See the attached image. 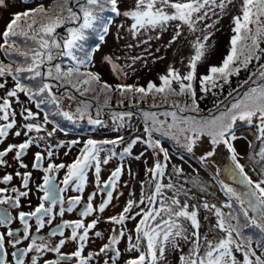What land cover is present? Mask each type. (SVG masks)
Returning a JSON list of instances; mask_svg holds the SVG:
<instances>
[{
    "label": "snow or ice",
    "instance_id": "6c2138e0",
    "mask_svg": "<svg viewBox=\"0 0 264 264\" xmlns=\"http://www.w3.org/2000/svg\"><path fill=\"white\" fill-rule=\"evenodd\" d=\"M3 0H0L2 3ZM232 0H134V6L126 11L123 15L130 18L133 23L130 30L133 34H137L141 29L149 30L159 27L162 31L167 28L170 22L178 21L175 25L174 35L172 36L171 43H174L181 35V24H187L191 31H195L196 21H203L208 16V11L218 7L221 12L225 9L227 4ZM70 0H56V6L53 8L45 9L42 5L27 10L23 13L15 14L13 19L7 25L3 33L4 43L0 48H4L6 54L10 48L15 46V41L11 37L23 36L25 41L31 40L35 47L21 52L20 55L24 57L26 62L25 66H18L15 71L12 69L11 64H4L0 62V77L11 75L16 81L15 87L7 91L5 97H0V120L6 123L0 124V138H5L9 134V130L16 126V112L11 107V98H17L18 92L26 93L30 98L37 99V107L45 103L44 97L46 96L53 104H58V98L52 93V84L46 82L47 80H56L72 84L73 79L79 77H87L83 80H78V83L85 86H91L93 82H99L100 76L91 72H81L80 66L89 62L90 52L84 49V42L87 39L88 30L93 29L97 22L100 20V14L105 11L107 7L111 12L120 15L118 0H76V9L69 6ZM57 8L59 11H57ZM167 9H172L169 12ZM207 9V10H205ZM203 15H200L201 11ZM67 13L66 15L64 13ZM215 14V13H214ZM195 15V20L193 19ZM21 17L26 18L27 28H24L19 22ZM264 0H243L242 16L233 18L234 35L231 37V49L229 54L223 59L220 66H210L209 74L200 77L201 92L205 95L213 88L219 87L223 89L224 83H230L233 75H239L242 69H246L248 65L255 59L259 61L261 56L260 42L264 40ZM65 25H72L66 28V35L61 36L57 31ZM255 27L253 31L252 27ZM213 25H207L211 28ZM19 29V31H18ZM103 32L107 33V25L103 26ZM211 33H208L201 40L197 37L193 42L195 50L194 55L189 59V71L186 74H181L180 71L174 67H169L167 74L159 77L161 83L150 81L147 87H137L131 84H118L115 89L106 82L102 85L100 91L105 96V105L111 101V93L118 91L120 99L118 104L123 105L125 99H130L133 103L143 101L147 96L153 97V103L150 107L160 108L165 105L168 110L161 113L164 117H171V123L167 119L160 120L156 112L144 111L143 117L145 121L144 132L147 139L142 140L137 136L131 140L128 146L124 149V154H131L132 148L139 142H143L151 147L153 150L159 149L163 153L162 163L159 159L155 162L154 167L147 171L151 173V181L148 182L151 187L154 183V190L145 195L143 190L139 201L135 199H128L122 211L115 216L107 218V222L120 226L119 232L112 229V235L109 241L105 243L99 250V253L113 252V264L116 259L121 255L119 250V243L127 235V251L138 252L135 258L128 259L125 264H162L165 260L166 249L168 247L178 248V239H189L181 221L189 222L193 231L192 249L187 257L181 256V264H237L233 249L243 252L245 264H264V259L256 256L254 250L250 248L247 239L242 233V225L240 223V216L232 212H224L222 207L215 204H209L204 201L202 207L204 209L214 210L216 216L215 227L224 233V236L218 241L213 242L204 237L205 244L207 245L204 255H200V222H199V207L196 205L191 206L185 201L181 204L179 199L182 188L176 187L171 181L168 184L163 183L165 176V169L167 162L170 159L167 149L163 148L160 140L153 139V133H160L164 136H171L179 142L180 137H183L184 147L188 152H192L197 144V141L207 135L210 138V143L213 146L212 150L206 152L201 156V161L215 155L216 146L223 143L231 153V160L233 167L230 169L232 178L239 180V183L244 186V191H238L236 188L223 184V189L230 198H234L242 209V215L246 218L245 224L264 229V179L254 181L244 170L237 158L236 149L231 141L238 139L236 135L237 121L246 122L247 126H252L254 119L258 121L257 139L264 142V64L259 66L257 72H252L249 78L239 87L244 84H249L247 90L239 93L238 89L232 91L237 92V96L233 98L230 105H225L223 108L217 107L215 114H210L208 117L194 118L183 117L178 115L185 111H199V103L197 100V93L193 87V81L196 79L197 63L203 58L206 51V42ZM104 35H100L99 39L104 40ZM159 39V37H156ZM151 39V37H149ZM251 41V43H248ZM147 41H145L146 43ZM7 46V47H5ZM18 51V49H17ZM58 57H68L74 62L73 66L64 68L60 63L53 64ZM110 59V58H109ZM48 65L46 71H42L43 66ZM115 67V66H114ZM29 74V79L41 78V84L34 91L32 88L20 82L22 74ZM253 76H257V80H252ZM223 83H219V81ZM260 81V83H258ZM179 85L178 89L173 87V84ZM76 87V84H72ZM5 88V83H0V89ZM77 90H79L77 88ZM87 91L88 88H85ZM232 92H229V96ZM162 98L161 102L156 103V97ZM183 96L187 100L184 104L178 101L170 100V97ZM203 98V97H201ZM190 100V103L187 101ZM174 109V110H172ZM78 112L80 110L78 109ZM25 120L35 118L38 113H33L31 109H25L21 113ZM63 115L69 119H73V115L68 112H63ZM134 115L132 111H125L115 113L114 120H119L121 126L123 125L125 117L131 118ZM11 117V119H10ZM80 119H83V112L80 113ZM47 119V118H45ZM89 123L99 125L102 123L100 119H92L89 117ZM26 130L25 134L36 131L40 132L41 126L35 123H26L23 125ZM16 136H20L21 132L16 131ZM48 136L52 132L47 133ZM123 141V137H117L114 140L97 141L88 139L85 142L80 155L69 165L49 163L47 168L43 171V183L38 185L39 190L43 193L41 203L32 212H19L18 219L24 225L25 235L23 237L15 238L16 233L8 228L7 232H0V264H8L6 259L7 251L5 249L6 238L12 244L16 251L12 253L15 257V264H25V257L35 252L36 255L32 257L31 264H38L40 255L44 252H55L58 254V259L53 261H45V264H61V260L68 259L66 255L61 253V248L65 245L67 240L62 238L53 247L43 237L38 238L31 236V224L29 217H34L37 225V233L45 227V217H48L47 223L51 224L56 215L63 216L65 211L71 212L79 205L82 197L75 196L69 198V206L63 207L64 197L63 193L70 184L75 185L78 192H83L87 183L88 170L94 166L97 176V185H100L99 175L101 171V161L99 154L103 150V144L116 145ZM0 142H3L0 140ZM35 142L34 138L26 139L19 145L10 144L4 151H0V164H5L3 159L7 153L15 152V158L20 161L21 157ZM78 141H71V144H76ZM63 146V142L61 145ZM52 151L47 155L52 156ZM142 155V154H141ZM259 156L264 160V147L260 149ZM111 157H109L110 159ZM139 159V156L136 157ZM44 156L37 152L35 154L34 168H41V161ZM103 163H108L105 159ZM21 167L27 168L26 164L21 161ZM67 168V173L64 176L60 187L55 183L54 173L60 169ZM182 171V170H177ZM123 173V165L117 167L110 175L109 179L103 183L101 191H106V199L94 208L92 200L95 193L89 196L88 202L81 210L80 216L82 219L74 221H63L61 224L55 226L54 230L50 233L51 236H64V230L70 228L71 234L67 239L78 242V248L71 253L72 257L78 258V264H88L93 254L88 257L83 256V250L89 238V231L95 229L99 223L98 219H93L90 223H84V217H88L95 211L103 213L113 199V192L116 189L117 182ZM16 175H20L19 172ZM30 172L23 175V187L28 188ZM12 175L8 174L3 177V182L8 183L12 180ZM143 189V184H142ZM164 189L173 190L174 195L170 198L163 195ZM8 189L0 188V205L5 203L11 204L13 207H18L21 197L28 196L27 191H20L13 188L12 192L15 193L14 197L6 195ZM122 195V193H121ZM187 196V192H184ZM46 203L48 206L46 207ZM59 204V211H54L56 205ZM140 205H146L140 207ZM223 207L232 208L231 199ZM134 208H139V211L133 212ZM249 211L254 213L249 216ZM162 213L164 214L162 216ZM140 217L135 224L133 232L129 233L126 228L128 220H136ZM166 217V218H165ZM15 219L10 215L7 209L0 208V224H10ZM159 220V223H157ZM82 230V232L80 231ZM97 237L102 235L101 232H95ZM30 239L27 247L17 248L23 240ZM96 253L95 255H99ZM254 257V259H253ZM105 264H108L105 261Z\"/></svg>",
    "mask_w": 264,
    "mask_h": 264
},
{
    "label": "rangeland",
    "instance_id": "374dc122",
    "mask_svg": "<svg viewBox=\"0 0 264 264\" xmlns=\"http://www.w3.org/2000/svg\"><path fill=\"white\" fill-rule=\"evenodd\" d=\"M219 2L220 0H217V4ZM41 5L45 7V9L53 8L56 6V0H3V2L0 3V45L4 43L3 33L15 14L35 9ZM242 5L243 0H232L230 4H227L223 12H221L218 7H214L213 10L208 11L206 19L203 21H196V30L194 32L189 29L187 24H181L182 35L174 43L170 44L172 36L174 35L175 25L180 22H170L167 28L163 31L159 27L149 30L141 29L134 35L130 30L133 21L123 15L124 11L134 6V0H118L120 15L116 14L111 17L108 20V23L105 20L107 15L106 10H108L106 7L105 11L100 14V20L97 22L96 26L87 32L86 44L91 43L93 40L96 42L95 38L100 37V35H104L105 37L101 44H98L93 51L94 56L92 64L90 65L91 67L88 64H84V66L88 65L87 69H92L91 73L94 71L100 76V81L97 82L98 86H95L92 83L90 87L85 86L84 89L82 87L78 88L79 91L85 96H88V92L92 91L93 95V87L95 86L96 89H98L100 86L102 87L105 82L111 85L113 89H115V86L118 84H131L137 87L142 86L146 88L150 81L154 83L160 82L159 77L167 74L170 66H174V68L178 69L181 74H186L189 71V63L186 61H188L190 56L195 52L193 42L197 37H200L201 40H203V37L208 33H211V35L206 42V51L204 56L197 63V72L202 69L205 70V67L209 65H221L226 53L228 52V35L233 32V18L236 17L235 13H238L240 10L239 8H242ZM69 6L73 7L75 10L76 0H70ZM167 10L169 12L172 11V9ZM57 11H59L58 8ZM203 11L204 10L201 11L200 15H203ZM64 14L66 15L67 13L65 12ZM237 15L242 16V12H239ZM193 19L195 20V15ZM19 23L24 28H27L26 18L21 17V21ZM105 25L108 27L107 33H104L102 30ZM207 25L213 26L208 28L206 27ZM68 26L72 25H65V27H63L62 30L64 31V34H67L66 28ZM249 27H252L253 31H255V27L253 25H249ZM59 29H57L58 32ZM60 35L63 36V33ZM157 36L159 39L156 38ZM149 37H151V39H149ZM12 40L15 41V46L9 49V52L11 53L10 55L5 53L4 48H0V62L11 64L13 71H15L18 66H25L23 65V62L26 63L24 57L21 56L20 53L35 47V45L31 40L26 42L25 38L19 35L11 37L10 43ZM145 41L147 42L145 43ZM248 43H251V41H248ZM260 47L264 49V40L260 42ZM84 49H86L85 46ZM259 54L261 56L260 60L253 61L251 68H253L255 64L264 61V52H260ZM83 79L85 78L79 77L78 79H73V81L77 83L78 80ZM255 80H257V76ZM0 83H5V88L0 89V92L4 93L5 89L11 90L16 81L11 75H7L5 77H0ZM258 83H260V81H258ZM248 87L249 84L244 86L241 93L247 90ZM37 88L38 86H35V89ZM85 88H88V90L86 91ZM21 93L22 92H18V100L17 98H11L12 101L16 103L22 101L26 102L27 100L25 97L20 98ZM207 96L209 95H205L200 91V99L202 103H204L202 99ZM69 97H71V95H69ZM97 99L105 100L104 94L100 93L99 98H96L95 100ZM119 99V92L113 91L111 93V101L109 104L119 106L132 105L134 108L138 107V105H143V107H138L136 111L130 109L129 107L125 109V111H132L134 115L130 119L125 117L122 126L119 120H114L112 117L104 121V129H99L95 132L96 137L106 135L103 132L109 131V128H111L112 131L115 129V132H117L115 133L113 131L111 132V135H114L111 136V138H102L101 140H114L117 137H123V141L121 143L116 145L107 144L108 146H106V149L103 148L102 145L103 150L99 154V159L101 161L100 166L106 167L105 172L123 165V173L119 179L114 200L111 202L113 205H111L112 208L108 210L110 213L108 214L109 216L113 215L112 213H116L118 210L120 211L121 207L123 209L126 200L135 199L139 201L142 190L145 195L150 194L154 190V183L151 187L149 186L148 182L151 181V173L147 170L153 168L158 159L162 163L164 162L163 153L159 152V149L153 150L150 147L147 148L140 144H138V147L136 145V147H133L132 152L136 151L134 152L135 154L133 157L125 156L124 158V155H121L124 153V149L128 146L134 136H140L142 140L147 139L146 136H142L145 134L143 131L145 128L143 112H156L160 120L167 119L168 122L171 123V117H164L161 115L162 112L168 110L165 106L160 108L150 107L153 103V97L151 95L147 96L143 101H137L136 103H133L130 99H125L123 105L118 104ZM169 99L173 100V97H170ZM32 100L28 101L32 102ZM161 100L162 98L160 96L156 97V103L159 104ZM186 100L187 98L184 99V101ZM72 101H77V104L79 103L81 105V109H83V114L86 113V102L81 101L76 97L75 99H72ZM225 105H228V103ZM223 107L224 106H221L219 108ZM15 110L17 111V109ZM18 111L20 112V110ZM75 112L78 114V110ZM137 114L141 116V119L137 118ZM178 115L194 118L199 116L194 114V111H189L188 113H178ZM142 123L144 125H142ZM257 124L258 121L255 119L252 126H247L246 122L237 121L236 135L238 139L231 141L236 149L239 163L244 166L245 172L254 181L264 179V160H262L259 156L260 149L264 147V142L257 139ZM168 137L179 146L183 144H181L183 137H180L179 142L171 136ZM153 139L160 140L154 136ZM141 143L145 145V143ZM164 144L163 148L167 149L170 159L167 162L163 183L166 185L171 181L176 187L182 188L179 197L181 204L187 201L190 205V210L192 205L199 207L198 218L200 222L199 232L201 237L200 255L202 256L204 255L207 247L204 237H207L210 241L216 242L222 238V234H224L215 227L216 216L214 210L204 209L202 207L203 202L207 201L209 204H215L218 207H222L223 210L224 207L222 205L229 201V196L223 192L224 189L222 185L228 184L229 186L236 188L238 191H244V186L239 183V180H234L232 178L230 171L233 167V162L230 158L231 153L223 143L217 145L215 155L207 158L205 161H201V156L212 150L213 147L210 143V138L207 135L201 137L197 141V144L192 151L193 157H188L179 150L174 151L173 149L170 151L171 146H169L167 142ZM120 146L123 147L121 150H119ZM137 156H139V159L136 158ZM221 156L225 159H222ZM109 157L111 158L109 159ZM105 159H108V163L106 164L103 163ZM229 166L230 169L228 168ZM105 172L100 174L101 177L106 174ZM184 192H187V196L184 195ZM163 195L170 198L174 195V193L171 189H164ZM236 202L237 201H235V199L232 200V208H230V211L235 208L237 215L240 216V223L241 221L245 222L242 211L237 212ZM145 206L146 205H140V207ZM136 211H139V208L133 209V212ZM163 215L164 214L162 213V216ZM253 215L254 213H252L251 216ZM139 219L140 217H137L136 220H128L126 222V228L129 233L133 232V226H135ZM181 222L183 223L185 229H187L186 234L189 236V239H178V248L168 247L165 253L166 258L162 264H181L180 257H187L193 247L191 237L193 229L191 228L189 222ZM157 223H159V220H157ZM115 227H117L115 228L116 231L119 232L120 226L115 225ZM261 230L264 232V229ZM254 243L255 240H253L252 246ZM126 244L127 235L119 243V247L122 252L120 258L115 262V264H125L123 262L126 257L131 256L135 258L139 254L135 251H127L126 249L128 246ZM256 250L262 252L261 249L256 248ZM234 255L236 257L237 264H241L242 260L240 259V252H237L236 254L235 251ZM243 264L245 263L243 262Z\"/></svg>",
    "mask_w": 264,
    "mask_h": 264
},
{
    "label": "flooded vegetation",
    "instance_id": "af4514ba",
    "mask_svg": "<svg viewBox=\"0 0 264 264\" xmlns=\"http://www.w3.org/2000/svg\"><path fill=\"white\" fill-rule=\"evenodd\" d=\"M62 29V28H61ZM62 33V32H61ZM66 35V34H64ZM61 57H58L55 61L52 63H57L58 59ZM48 65L43 66L42 71H46V68ZM46 82H49L52 84V93L58 98L59 103L53 104L50 99H48L46 96L44 97L45 103L40 104L39 107H37V101L32 103L30 101L26 102H13L11 103L12 109H17L15 120H16V126L9 130V134L5 138H0L3 142H0V151H4L10 144L19 145L20 143H23L26 139L34 138L35 142L25 150V154L21 157V160L18 161L15 158V152L17 149H14L12 152L7 153L6 156L3 157V159L6 161L5 164H0V188H6L8 189L6 195L10 197H14L15 193L12 192L13 188H17L20 191H27L28 196L21 197L20 204L18 207H13L9 203H5L3 205H0V208H5L8 210L10 215L14 217L10 224H0V232L6 233L8 228H11L14 233H16L15 238L23 237L25 235L24 232V225L21 223V221L18 219L19 212H32L35 210V208L41 203V197L43 196V193L39 190L38 185L43 183V176L45 175V172L43 171L44 168H47L49 163L54 164H65L69 165L71 164L79 155L81 150L83 149L85 142L88 139H92L95 136V132L99 129H104V125H98L95 127L94 124L89 123V117L92 119L97 118L100 120L111 118L109 111H106L107 108L104 107V105H96V103L93 102L91 97H87L85 95H82L79 93V90L77 88L79 87H73L72 84L69 83H60L56 80H47ZM7 89H5L4 93L0 92V97H5L7 93ZM71 95V97H69ZM21 97H25L26 99L30 100L29 96H26V93L22 92ZM79 98L81 101H85L87 104H89L88 112L84 114L83 119L80 121L83 122L82 129H80V125L77 122L78 114L75 112L78 108L79 103L77 104V101H72V99ZM40 99V97H38ZM12 100V99H11ZM81 106V105H80ZM25 109H31L33 113H38V116H35V118L25 120L21 113L24 112ZM95 109L101 110V114L96 113ZM20 110V112L18 111ZM63 112H68L73 115V119L69 120L64 115ZM97 114V115H96ZM47 118V119H45ZM11 119V117H10ZM6 123L5 121L0 120V124ZM26 123H35L39 124L41 126V131L36 132L32 131L25 134L26 130L23 128V125ZM90 128V129H89ZM96 128V130H95ZM81 130V132H79ZM109 130V129H108ZM20 131L21 135L16 136L15 132ZM52 132L51 136H48L47 133ZM106 135H103L102 137L107 139L111 136V131H104L103 132ZM78 141L76 144H71V141ZM105 141V140H103ZM61 142H63V146L61 145ZM104 147L108 146L107 144H103ZM49 151H52V156L49 157L47 153ZM37 152H40L44 159L41 161L42 167L41 168H34L33 164L35 163V154ZM21 161L23 164L27 165V168L21 167ZM19 172L20 175H16V173ZM26 172L31 173V177L29 179L28 188L25 189L23 187V175ZM113 172V170H112ZM67 173V168L60 169L58 172L54 173L55 177V183L59 185L60 187H64L62 184V181L64 179V176ZM11 174L12 180L8 183L3 182V177L5 175ZM110 175L109 172L104 176V179H100V185H97V176L95 173L94 166L91 167L88 170L87 173V183L83 190V192H78L75 189L74 184H70L67 189L63 193L64 197V205L63 207L67 208L69 206V198L75 197V196H81L82 199L78 206L75 207V209L71 212L65 211V214L61 217L59 215L55 216V219L52 221L51 224L47 223L48 217H45V227L37 233V225L36 220L34 217H29V223L31 224V236L37 237L39 242V237L45 238L51 246H55L60 239L65 238L67 242L65 245L61 248V253L69 257L68 259L61 260V264H78V258L72 257L71 253L77 250L78 248V242L72 241L70 239H67V237L71 234V229H65L64 230V236L61 237L59 235L57 236H51L50 233L54 230L55 226L58 224H61L63 221H74L78 219H82L80 216L81 210L85 207V205L88 202L89 196L92 193H95L94 199L91 201L94 208L98 209V206L106 199V191H101V188L103 187V183L109 179ZM46 207L48 204L46 203ZM60 208V205L57 204L54 211L58 212ZM108 207L104 210L103 213H100L98 210L89 215L88 217H84V223L88 224L93 219H98L99 223L97 224L95 229H92L89 231V238L86 242L85 248L83 250V256L88 257L89 254H93L92 258L89 260L88 264H105V261L108 262V264H113V252L108 251L106 253H99L100 248L109 241L110 236L112 235V229L117 228L114 224L107 222V218L111 217L108 214H110L107 210ZM107 211V212H105ZM112 216L118 215L117 213H112ZM82 232V230H80ZM101 232L102 235L100 237H97L95 235V232ZM118 233V231H117ZM30 243V239L23 240V242L20 245H17V248H24L27 247V245ZM119 247V245H118ZM5 249L7 251L6 259L8 261V264H15V257L12 255L14 251H16V248L12 246L11 243L8 242V239L6 238L5 243ZM120 253L121 248L119 247ZM96 253H99V255H95ZM2 255V253H0ZM35 252L29 253L24 259L25 264H31L32 257L35 256ZM130 257H127L126 260L130 259ZM58 259V254L55 252H44L40 255L38 264H45V261H53L55 262ZM118 259H116L117 261ZM115 261V262H116Z\"/></svg>",
    "mask_w": 264,
    "mask_h": 264
},
{
    "label": "trees",
    "instance_id": "16d2710c",
    "mask_svg": "<svg viewBox=\"0 0 264 264\" xmlns=\"http://www.w3.org/2000/svg\"><path fill=\"white\" fill-rule=\"evenodd\" d=\"M220 94H224L223 96H219L218 99H220V103H223L226 99H227V92H224V93H220ZM213 100V99H212ZM216 104V103H214ZM189 111H185V112H182V113H188ZM205 114V116L203 117H208L210 114H207V113H203ZM195 118H202V117H195ZM237 205V204H236ZM237 207V212H241L242 209L240 208V206H236ZM234 211V212H233ZM229 212H232L233 214H236V211H235V208H233L232 211H230L229 209ZM245 220L246 218L243 217ZM241 225H242V233L244 235V237L247 239L248 236H251L250 238H253V236L259 232V229L257 227H253L252 225L250 224H245V222L241 221ZM248 241V240H247ZM249 244V242H248Z\"/></svg>",
    "mask_w": 264,
    "mask_h": 264
}]
</instances>
